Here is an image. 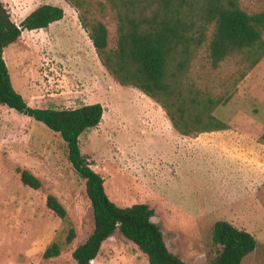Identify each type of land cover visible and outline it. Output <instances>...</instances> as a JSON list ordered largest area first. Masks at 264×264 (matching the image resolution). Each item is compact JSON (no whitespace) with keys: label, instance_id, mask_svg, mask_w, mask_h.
Instances as JSON below:
<instances>
[{"label":"rangeland","instance_id":"374dc122","mask_svg":"<svg viewBox=\"0 0 264 264\" xmlns=\"http://www.w3.org/2000/svg\"><path fill=\"white\" fill-rule=\"evenodd\" d=\"M11 1L15 0L5 2L17 24L40 4L64 10V17L46 28L23 30L3 55L14 89L32 107L102 104L101 122L80 135L79 145L103 177L110 200L118 206L149 204L167 248L186 264H209L217 252L211 240L217 220L254 236L257 247L241 264H264V165H255L253 148L218 135L179 134L157 102L110 76L81 27L78 12L65 0H17L13 10ZM240 5L251 12L262 10L264 0H240ZM103 21L113 46L116 22L111 11ZM201 50L194 74L218 92L224 73L233 71V62L214 70ZM231 104L229 110L235 108ZM224 109L218 106L213 113L226 120ZM17 167L35 175L41 187L23 185ZM47 194L64 206L65 219L47 208ZM70 228L74 237L66 242ZM92 228L85 180L69 162L60 135L0 104V264H74L72 251ZM52 242L60 245V252L46 258L44 250ZM89 264L149 263L116 230Z\"/></svg>","mask_w":264,"mask_h":264},{"label":"trees","instance_id":"16d2710c","mask_svg":"<svg viewBox=\"0 0 264 264\" xmlns=\"http://www.w3.org/2000/svg\"><path fill=\"white\" fill-rule=\"evenodd\" d=\"M65 1L78 12L80 25L110 76L120 85L135 87L152 98L164 109L172 127L185 136L227 128L214 110L231 98L240 79L264 55V9L248 11L240 0ZM108 11L116 22L113 46L108 43L103 21ZM63 16L62 7L44 3L17 24L0 0V104L58 133L73 169L85 180L93 228L73 249L74 264H89L116 230L146 255L149 264H186L167 248L160 226L151 219L154 209L145 202L115 204L105 192L103 177L91 167L88 155L81 152L80 135L101 122L102 104L32 107L12 85L4 48L23 30L46 28ZM201 49L214 70L223 62H233V71L224 73L218 92L213 84L204 83L200 74H194ZM259 141L264 142V134ZM16 171L23 185L41 187V181L28 170L17 167ZM45 205L59 218H66V209L54 195H46ZM73 237L70 228L66 242ZM211 240L217 252L209 264H241L257 247L250 232L227 220L213 223ZM59 252L60 245L52 242L43 255L47 258Z\"/></svg>","mask_w":264,"mask_h":264},{"label":"crops","instance_id":"0c3cea01","mask_svg":"<svg viewBox=\"0 0 264 264\" xmlns=\"http://www.w3.org/2000/svg\"><path fill=\"white\" fill-rule=\"evenodd\" d=\"M2 1L5 2L6 0ZM15 1L9 2L11 10L15 9ZM4 4L8 8L7 3ZM233 94L235 102L232 101L231 96L226 103L220 105L225 108L222 114L227 115L228 118L226 120L219 119L227 124V128L201 132L194 138L203 134L218 135L239 145L247 144L253 148L250 155L257 159L255 165L263 166L264 142H260L259 138L264 134V55L240 79ZM229 104L234 105L235 108L229 110ZM256 188L259 190L258 183H256Z\"/></svg>","mask_w":264,"mask_h":264}]
</instances>
